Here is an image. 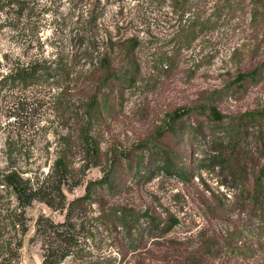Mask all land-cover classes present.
<instances>
[{
  "label": "rangeland",
  "instance_id": "obj_1",
  "mask_svg": "<svg viewBox=\"0 0 264 264\" xmlns=\"http://www.w3.org/2000/svg\"><path fill=\"white\" fill-rule=\"evenodd\" d=\"M49 2L50 7L31 11L37 28L32 33L23 24L8 25L18 20L11 9L1 14L0 22L6 15L15 21L0 29V180L11 170L43 178L66 153L84 181L67 192L72 199L115 161L111 200L137 209L161 204L179 218L172 234L189 237L192 248L214 236L201 264H264V206L251 199L255 179L264 172V0H191L178 14L172 13L171 0H90L104 20L114 16L129 23L142 44L134 53L138 67L128 73L133 79L101 87L90 132L102 165L82 171L92 159L78 129L83 122L82 105L75 100L79 88L54 79L13 85L4 78L20 60H56L70 52L69 2ZM193 19L209 20L211 27L173 48L182 41L177 27ZM242 73L248 75L238 80ZM18 97L32 109L22 125L8 117ZM213 107L222 120L211 117ZM162 151L180 173L159 167L166 156ZM17 206L14 194L0 184V264H42L36 221L42 215L62 221L64 214L34 201L25 210L28 231L22 234L9 216ZM123 240L118 230L103 228L90 243L111 249Z\"/></svg>",
  "mask_w": 264,
  "mask_h": 264
},
{
  "label": "trees",
  "instance_id": "obj_2",
  "mask_svg": "<svg viewBox=\"0 0 264 264\" xmlns=\"http://www.w3.org/2000/svg\"><path fill=\"white\" fill-rule=\"evenodd\" d=\"M67 1L70 12L65 26L70 28L73 35L70 52L60 53L56 60H20L13 64L4 78L13 85L27 86L40 79H54L64 86L73 84L79 88L75 100L82 105L83 122L79 123L78 129L86 146L88 160L92 159L90 164H83L79 168L82 171L91 166L102 165L100 146L90 132L93 115L100 107L101 87L115 79H133L128 73L130 69L138 67L134 53L141 46L142 39L137 33L131 34L126 21L114 16L110 20H104L102 12L90 0H80L77 4ZM190 1L171 0L172 13L178 14L180 10L185 13V7ZM49 4V0H0V19L2 12L9 8L13 11L11 13H15V20H18L17 24L8 25L17 29L23 24L22 27L32 33L37 28L32 27L34 21L30 17L31 11L38 6L42 9L50 7ZM12 19L14 18L6 15L0 22V29H3L4 24L15 21ZM210 27L209 20L181 22L176 33L182 35V41L173 48L193 42L198 33ZM118 62L122 63L119 69ZM247 75L239 74L238 80ZM19 98L11 101L8 117L22 125L32 109L27 106L26 98ZM188 111L189 108L177 110L172 119L180 118ZM210 115L216 120L224 117L214 107L211 108ZM162 152L166 156L159 167L168 174L180 173L170 155ZM116 169L115 161L108 163L103 167V175L87 181L85 193L72 199L67 192L84 184V181L74 173L66 153L57 156L43 178L25 177L17 170H11L2 176L0 184L14 194L18 203L17 208L9 211L10 219L15 227L20 226L22 234L28 231L25 210L34 201L45 202L64 214L62 221L43 215L36 221V235L43 248L42 264H201L205 261L215 242L214 236H207L197 248H192L189 237L181 238L172 234L179 225V218L161 209V204L151 202L146 207L137 209L125 202L111 200L110 193L117 187ZM251 197L264 206L263 171L255 179L254 195ZM103 228L118 230L123 234L124 240L111 249L90 243L95 232Z\"/></svg>",
  "mask_w": 264,
  "mask_h": 264
}]
</instances>
